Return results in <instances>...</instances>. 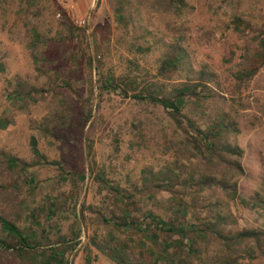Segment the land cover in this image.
Masks as SVG:
<instances>
[{
  "label": "rangeland",
  "instance_id": "rangeland-1",
  "mask_svg": "<svg viewBox=\"0 0 264 264\" xmlns=\"http://www.w3.org/2000/svg\"><path fill=\"white\" fill-rule=\"evenodd\" d=\"M201 1L193 0L196 6L192 11L171 18L172 13L165 11L163 2L153 6L147 0L140 5L132 2V6L139 10L138 23L143 30L165 41L171 39V33H181L190 63L196 68L205 64L214 71L216 83L211 86L215 98L224 109L235 111L238 132L232 141L242 151V173L237 176L236 194L230 202L236 226L264 229L259 206L255 208L248 202L264 188V57L258 59L260 72L256 75L243 82L234 77L245 57L255 51L250 39L257 33L264 35V26L257 20L260 26L254 34L248 29L244 34L233 29L231 12H240L253 24L251 17L256 11L251 0H232L226 5L223 0H216L210 7H199ZM258 16L264 20V6ZM75 18L84 22L78 25ZM119 20L107 0H0V149L26 164L21 169L18 163L0 164V214L14 218L13 209L18 208L17 223L32 238L44 231L48 235L36 245L34 256L20 260L5 253L0 256V264H59L61 253L62 264H83L85 236L102 223L96 212L88 210L90 204H98L105 192L96 172L101 171L108 184L118 189L124 187L140 197L145 209L163 216L178 209L179 205L166 192H150L144 186L149 171L169 157L165 148L167 129L159 122L165 113L161 105H139L112 90L99 95L95 87L97 69L119 77L130 66L126 59L132 55L120 38L125 33L126 21L121 17ZM64 23L84 30L91 57L92 95L84 62L80 59L75 69L67 56L69 42L54 41L53 34ZM40 34L49 42L42 48L47 61L41 62L42 72L37 73L30 53L33 38ZM130 49L136 52V73L153 81L155 87L168 88L181 77L157 71L158 51L136 50L135 44ZM18 79L22 91L16 86ZM121 82L116 81L123 86ZM125 83L135 86L129 80ZM30 87L37 89L27 91ZM90 102V117L86 120L81 114ZM140 122L145 125L137 133L134 128ZM53 161L67 164L78 176L72 180L58 178L60 171ZM240 197L245 203L240 202ZM187 210L181 207L176 213L184 219L189 216ZM80 213L87 230L81 225L80 234L75 235L76 225L71 223L74 214ZM127 231L133 237L140 235L137 241L144 246L154 239L149 230L143 234ZM68 237L72 239L70 245L74 244L71 249L65 246ZM89 254L91 264H114L91 246ZM240 264H264V237L257 256L241 259Z\"/></svg>",
  "mask_w": 264,
  "mask_h": 264
},
{
  "label": "trees",
  "instance_id": "trees-1",
  "mask_svg": "<svg viewBox=\"0 0 264 264\" xmlns=\"http://www.w3.org/2000/svg\"><path fill=\"white\" fill-rule=\"evenodd\" d=\"M107 1L115 19L118 21L121 17L126 21L125 33L120 38L126 44L125 50L132 57L126 59L130 66L119 77H114L113 72L107 73L97 69L95 87L98 88L99 95L103 91L112 90L139 105L148 102L161 105L165 113L159 122L163 129H167L165 148L169 157L156 169L149 171L144 186L151 190L150 192H166L171 201L179 206L177 211L171 210L169 215L165 216L145 209L141 206L143 203L140 197L126 191L124 187L118 189V186L108 184L101 171L96 172L95 177L101 182L105 192L98 204H90L88 210L96 212L102 223L101 226L91 228L90 233L85 236L83 264H91L89 246L114 264H240L241 259H254L262 250L264 229L236 226L230 202L236 194L237 176L242 173L239 163L242 151L232 141L238 132L235 111L224 109L215 98L211 86L216 83L213 81L216 76L214 71L205 64L196 68L190 63L188 53L182 46L181 33L173 32L171 39L165 41L161 36H155L142 29L138 23L139 10L132 6V2L140 5L147 0ZM215 1L202 0L199 7H210ZM162 2L165 4V11L172 13L170 18L172 15L179 17L187 11H192L196 6L193 5V0H150L153 6ZM223 2L226 5L232 0ZM250 4L256 11L251 17L254 20L251 25L249 19L243 18L240 12L230 13V20L235 24L233 29L242 34L245 29L252 34L256 33L260 23L264 26V20L258 16L260 8L264 6V0H251ZM257 20H260V23ZM53 36L54 41L64 39L69 42L71 46L67 56L75 69L78 68L80 59L88 68L87 83L92 95L91 57L87 52L84 30L64 23ZM46 38L40 34L32 41L30 56L37 73L42 72L39 66L41 62L47 61L42 51L49 42ZM251 39L255 51L245 57L242 68L234 74L239 82L248 80L260 72L257 64L258 59L264 57V35L257 33ZM133 44L136 50L141 48L158 51L157 71L160 74L170 72L181 76L179 80H174L170 87L162 89L155 87L153 81H147L142 73H136L138 64L133 58L136 52L130 49ZM120 80L124 87L116 83ZM125 80H129L130 84L135 83V86L128 87ZM136 85L140 87L137 88ZM16 86L22 91L19 79ZM36 89L30 87L26 90ZM128 91L131 93L128 94ZM90 112L91 102L81 115L87 120ZM144 125L140 122L134 129L141 133ZM34 152L37 153V150L34 149ZM2 162L18 163V169L26 166L23 161L19 162L16 155L0 149V164ZM53 163L60 171L58 178L72 180L79 174L60 161ZM91 172L89 168V173ZM240 200L245 203V199L240 197ZM248 202L255 208L259 206V214L264 222V188H261V192L256 191ZM181 207L189 209L187 218L183 219L176 213ZM18 211V208L13 209L14 218L0 214V256L10 253L23 260L26 256H34L36 245H40L48 235L47 231L42 229L44 234L32 238L27 229L17 223ZM71 224L76 225L75 235L80 234L81 225L87 230L82 213L74 214V223ZM127 230L141 234L149 230L154 239L148 246H144L137 241L140 235L133 237ZM71 240L68 237L65 242V246L70 249L74 247V244L69 243ZM58 258L59 264H62L63 254ZM64 260L67 263V258Z\"/></svg>",
  "mask_w": 264,
  "mask_h": 264
},
{
  "label": "built area",
  "instance_id": "built-area-1",
  "mask_svg": "<svg viewBox=\"0 0 264 264\" xmlns=\"http://www.w3.org/2000/svg\"><path fill=\"white\" fill-rule=\"evenodd\" d=\"M74 22L76 23V24H78V25H80V24H82L83 22H84V20L83 19H74Z\"/></svg>",
  "mask_w": 264,
  "mask_h": 264
}]
</instances>
